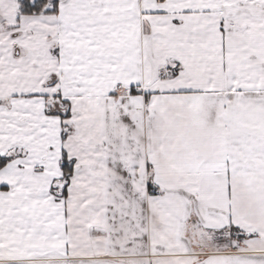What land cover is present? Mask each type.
<instances>
[{"label":"snow or ice","instance_id":"1","mask_svg":"<svg viewBox=\"0 0 264 264\" xmlns=\"http://www.w3.org/2000/svg\"><path fill=\"white\" fill-rule=\"evenodd\" d=\"M0 264H264V0H0Z\"/></svg>","mask_w":264,"mask_h":264}]
</instances>
